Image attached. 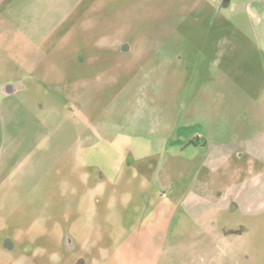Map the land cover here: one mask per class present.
<instances>
[{
    "label": "rangeland",
    "instance_id": "obj_1",
    "mask_svg": "<svg viewBox=\"0 0 264 264\" xmlns=\"http://www.w3.org/2000/svg\"><path fill=\"white\" fill-rule=\"evenodd\" d=\"M263 139L264 0H0V264H264Z\"/></svg>",
    "mask_w": 264,
    "mask_h": 264
},
{
    "label": "crops",
    "instance_id": "obj_2",
    "mask_svg": "<svg viewBox=\"0 0 264 264\" xmlns=\"http://www.w3.org/2000/svg\"><path fill=\"white\" fill-rule=\"evenodd\" d=\"M248 144L249 142H245V143L242 142V143H237L236 146L234 145V147L231 148L229 151L230 157L227 154L221 155L220 157H217L216 159L212 158L211 156H210L211 159L210 157H208L207 160L211 161V164H209L210 169L213 171H217L218 167L221 166V163L223 162L224 166L228 168L231 176L234 178L236 182L242 178L243 179L252 178L254 179V181L257 180L259 176H263L264 174V139L259 141L258 146L260 147V151H261L259 156H255L252 153V151L249 149L250 145ZM238 152H240L239 153L240 156L235 155ZM233 158L235 160H233ZM256 161H259L258 166H257ZM232 184H235V182H233ZM228 187H230L229 184L226 185L225 189ZM196 197H199V196L197 195L193 197L194 201L192 200V204H191V207L195 209L199 208V206L201 207L202 204L204 203L200 198H196ZM195 198H196V201H195ZM226 198H228L227 194L221 193L218 198H214L213 200H211L212 202L211 208L222 209L225 206L223 204V201L226 200ZM213 237L215 241L218 243L217 248H220L221 245L218 242V239H217L218 237L217 236H213ZM228 247L229 246H227V248L225 246H222L221 248L223 251H228L229 249Z\"/></svg>",
    "mask_w": 264,
    "mask_h": 264
},
{
    "label": "flooded vegetation",
    "instance_id": "obj_3",
    "mask_svg": "<svg viewBox=\"0 0 264 264\" xmlns=\"http://www.w3.org/2000/svg\"><path fill=\"white\" fill-rule=\"evenodd\" d=\"M5 91V90H4ZM6 93H8V94H10L9 92H11V91H5ZM240 228H244V225H241V227ZM230 230V229H229ZM229 230H225V232H223V233H218V234H216L215 236H217L218 238V242H219V244L222 246V245H224L223 244V242L226 240L227 241V238H228V236H231V235H229L230 233H227ZM241 230V229H240ZM240 230L239 229H237V230H234L235 232H237V234H240ZM233 231V229H231V231H229V232H234ZM5 246H7V248H11V247H13V244H12V242H11V240L9 239V238H6V240H5ZM225 246V245H224ZM226 247V246H225ZM225 252H227V251H225ZM83 263H85V262H81V263H79V264H83Z\"/></svg>",
    "mask_w": 264,
    "mask_h": 264
},
{
    "label": "water",
    "instance_id": "obj_4",
    "mask_svg": "<svg viewBox=\"0 0 264 264\" xmlns=\"http://www.w3.org/2000/svg\"><path fill=\"white\" fill-rule=\"evenodd\" d=\"M4 90H5V91H11V90H15V88L12 87V86H10V85H8V86H6V87L4 88Z\"/></svg>",
    "mask_w": 264,
    "mask_h": 264
}]
</instances>
